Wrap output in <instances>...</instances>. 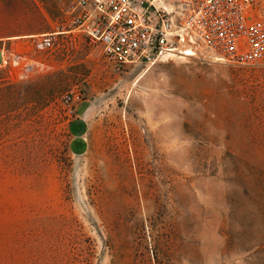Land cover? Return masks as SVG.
I'll return each instance as SVG.
<instances>
[{
    "label": "rangeland",
    "instance_id": "1",
    "mask_svg": "<svg viewBox=\"0 0 264 264\" xmlns=\"http://www.w3.org/2000/svg\"><path fill=\"white\" fill-rule=\"evenodd\" d=\"M66 4L0 0V34ZM56 39L0 42V264H264V64L118 72Z\"/></svg>",
    "mask_w": 264,
    "mask_h": 264
},
{
    "label": "built area",
    "instance_id": "2",
    "mask_svg": "<svg viewBox=\"0 0 264 264\" xmlns=\"http://www.w3.org/2000/svg\"><path fill=\"white\" fill-rule=\"evenodd\" d=\"M65 14L67 24L34 38L37 50L51 51L58 35L78 34L118 72L173 59L264 64V0H71ZM21 60L27 70L26 57L13 56L8 66Z\"/></svg>",
    "mask_w": 264,
    "mask_h": 264
},
{
    "label": "crops",
    "instance_id": "3",
    "mask_svg": "<svg viewBox=\"0 0 264 264\" xmlns=\"http://www.w3.org/2000/svg\"><path fill=\"white\" fill-rule=\"evenodd\" d=\"M66 2V7L70 4L71 0H53L54 3ZM68 22V17L65 14V10L62 11V15H50V14H31L27 21L22 26H13L11 31L8 30L5 34H0V42L8 43L11 46L24 48V46L35 37L53 34ZM92 106L86 102L77 104L75 108L76 116L73 122L75 137L80 136L83 123H86L92 118Z\"/></svg>",
    "mask_w": 264,
    "mask_h": 264
},
{
    "label": "water",
    "instance_id": "4",
    "mask_svg": "<svg viewBox=\"0 0 264 264\" xmlns=\"http://www.w3.org/2000/svg\"><path fill=\"white\" fill-rule=\"evenodd\" d=\"M0 61H1V54H0Z\"/></svg>",
    "mask_w": 264,
    "mask_h": 264
}]
</instances>
